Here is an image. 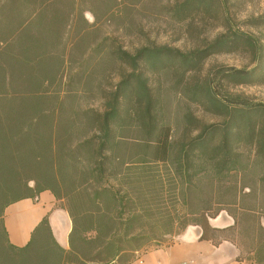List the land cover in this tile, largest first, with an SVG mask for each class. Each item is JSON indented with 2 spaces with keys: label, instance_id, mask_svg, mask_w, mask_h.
<instances>
[{
  "label": "trees",
  "instance_id": "16d2710c",
  "mask_svg": "<svg viewBox=\"0 0 264 264\" xmlns=\"http://www.w3.org/2000/svg\"><path fill=\"white\" fill-rule=\"evenodd\" d=\"M152 1L0 0V264L130 263L149 249L142 243L148 233L136 229L166 181L176 184L175 213L163 214L181 226L174 233L199 226L200 239L230 241L238 260L255 255L264 264V101L224 85L264 86V41L243 27L264 31V12L240 21L238 11L253 0H234L233 19L227 0H176L177 16L222 14L226 30L209 47L248 58L219 71V82L184 85L187 97L221 122L187 117L188 132L176 138L159 118L161 94L150 75L200 69L206 55L153 43L131 52L102 34L116 12L130 23V7ZM96 53L129 67L112 90L100 89V106L81 101L88 86H73L75 66L83 69ZM157 164L164 170L153 171ZM46 190L72 219L70 248L57 243L47 217L26 246L13 245L6 209ZM223 211L233 223L213 226L210 219Z\"/></svg>",
  "mask_w": 264,
  "mask_h": 264
},
{
  "label": "rangeland",
  "instance_id": "374dc122",
  "mask_svg": "<svg viewBox=\"0 0 264 264\" xmlns=\"http://www.w3.org/2000/svg\"><path fill=\"white\" fill-rule=\"evenodd\" d=\"M233 2L234 0H227L226 4L229 17L232 19V15L234 16L236 12ZM175 3L176 0H153L151 4L142 3L139 6L130 7L132 10L129 15L130 19H133L130 23H128L127 19L123 20L122 15L118 11L109 26L102 28V34L108 33L113 38L111 42L113 48L121 46L131 52L153 43L168 45L186 54L198 51L206 55L200 69L190 70L184 74H182L183 71L171 69L172 72L169 71L168 74L150 75L152 87L160 90L161 94L162 110L159 118L171 125L173 136L179 138V136L188 132V130H185L187 117H193L202 124L221 122V118L207 110L204 105L190 100L183 90L184 85L188 82L193 83L196 80L202 81L207 77L219 82V71L227 67H242L247 64L248 58L244 54L218 52L209 47L217 36L226 30L223 26L224 16L222 14L206 13L200 10L191 14L190 17H181L173 12ZM263 12L264 0H253L246 1L237 14L239 20L242 21L246 20L250 15H257ZM243 27L260 36L264 41V31L254 30L250 26L245 25ZM120 65L121 63L111 59V56L108 59H103V55L96 53L92 55L83 69L75 68L78 71V76L75 79L74 88L84 89L88 86L85 90L86 92L80 97L81 101L86 104L102 105L100 89L112 90V87L120 81L121 72L129 71L127 65ZM224 85L226 86V91L244 94L254 101H264V86H229L227 83H224ZM190 134L194 136L196 132H190ZM152 169L158 172L164 170V165H153ZM167 182L163 188L160 184L157 186V192L148 205L151 207L150 216H147V220H144L147 222L139 225L136 229L137 231L148 233L149 237L142 240V243L148 248L157 247L162 241L169 242L172 240L169 233L179 231L181 227L170 222L169 217L164 221L165 216L163 214L167 212L170 214L175 213L172 204L176 200L174 192L176 184L172 181L169 184ZM36 202L34 200V203ZM14 207H16V204L7 210L8 217L10 216V210ZM216 218L213 222L216 226L224 227L233 223V219L225 211ZM244 241L246 242L247 238L244 237ZM248 263L256 264V256L250 255Z\"/></svg>",
  "mask_w": 264,
  "mask_h": 264
},
{
  "label": "crops",
  "instance_id": "0c3cea01",
  "mask_svg": "<svg viewBox=\"0 0 264 264\" xmlns=\"http://www.w3.org/2000/svg\"><path fill=\"white\" fill-rule=\"evenodd\" d=\"M86 17L90 21L93 20L90 12L86 13ZM36 201L34 203L32 199H24L6 209L4 221L10 242L17 247L26 246L35 229L47 217L57 243L61 247L69 249V236L73 222L69 213L60 207L61 201L49 190L41 192ZM15 204L16 207L10 210L8 217L7 210ZM216 219L210 220L213 226H216L213 224ZM201 234V227L188 226L183 231L174 233L169 242H163L161 245L147 250H139L136 252V259L128 264H182L184 262L191 264H250L247 261L238 260L240 250L232 242L224 241L220 245H214L211 241L200 239ZM140 258L142 262L138 260ZM114 264L118 263L114 262Z\"/></svg>",
  "mask_w": 264,
  "mask_h": 264
},
{
  "label": "built area",
  "instance_id": "2783aa9c",
  "mask_svg": "<svg viewBox=\"0 0 264 264\" xmlns=\"http://www.w3.org/2000/svg\"><path fill=\"white\" fill-rule=\"evenodd\" d=\"M140 262H142V259L140 258V259H138ZM182 264H191V263H188V262H184V263H182Z\"/></svg>",
  "mask_w": 264,
  "mask_h": 264
},
{
  "label": "bare ground",
  "instance_id": "6f19581e",
  "mask_svg": "<svg viewBox=\"0 0 264 264\" xmlns=\"http://www.w3.org/2000/svg\"><path fill=\"white\" fill-rule=\"evenodd\" d=\"M33 216V215H32Z\"/></svg>",
  "mask_w": 264,
  "mask_h": 264
}]
</instances>
